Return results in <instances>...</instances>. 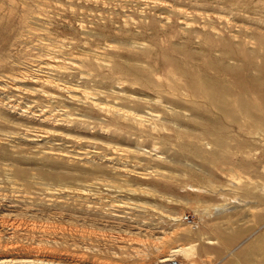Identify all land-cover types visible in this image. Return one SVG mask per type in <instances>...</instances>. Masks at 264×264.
<instances>
[{
    "label": "rangeland",
    "instance_id": "1",
    "mask_svg": "<svg viewBox=\"0 0 264 264\" xmlns=\"http://www.w3.org/2000/svg\"><path fill=\"white\" fill-rule=\"evenodd\" d=\"M0 195V264H264V0H0Z\"/></svg>",
    "mask_w": 264,
    "mask_h": 264
},
{
    "label": "built area",
    "instance_id": "2",
    "mask_svg": "<svg viewBox=\"0 0 264 264\" xmlns=\"http://www.w3.org/2000/svg\"><path fill=\"white\" fill-rule=\"evenodd\" d=\"M182 219L186 221L188 224L194 223V219L190 215H184ZM157 264H180V263L176 257L171 256V257H167L166 259H161L160 262Z\"/></svg>",
    "mask_w": 264,
    "mask_h": 264
},
{
    "label": "bare ground",
    "instance_id": "3",
    "mask_svg": "<svg viewBox=\"0 0 264 264\" xmlns=\"http://www.w3.org/2000/svg\"><path fill=\"white\" fill-rule=\"evenodd\" d=\"M223 68V67H222ZM222 70V69H221ZM260 76V75H259ZM66 187V186H65ZM73 189V188H72ZM74 195V194H73ZM1 196V195H0ZM76 196V195H75ZM86 201V200H85ZM25 230V229H24ZM189 247V246H188ZM188 247H186V249L188 248ZM179 250V248H174L172 251L174 252V251H178ZM157 252H159L158 250H157ZM156 252V253H157ZM159 255V254H158ZM157 255V256H158ZM161 255V254H160ZM169 257V256H168ZM160 258V257H159ZM161 260V259H160ZM30 263V262H29ZM181 264V263H180Z\"/></svg>",
    "mask_w": 264,
    "mask_h": 264
}]
</instances>
